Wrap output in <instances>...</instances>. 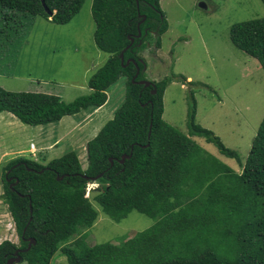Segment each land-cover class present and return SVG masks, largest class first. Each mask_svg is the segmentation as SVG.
<instances>
[{"label": "trees", "instance_id": "16d2710c", "mask_svg": "<svg viewBox=\"0 0 264 264\" xmlns=\"http://www.w3.org/2000/svg\"><path fill=\"white\" fill-rule=\"evenodd\" d=\"M84 1L44 0L51 16L41 0H0V12L6 22L43 17L67 24ZM91 12L95 45L109 55L88 81L91 92L65 102L53 94L0 87V113L30 126L57 123L104 106L108 89L120 78L126 80L123 103L87 142L86 168L74 150L45 165L19 157L4 167L1 200L19 245L1 242L0 264L26 249L30 238L35 244L20 251L19 264H51L59 256L67 264H264V118L242 171L234 172L190 138L202 137L241 163L238 152L195 122L194 99L187 113L189 135L163 119V95L171 78L152 82L155 94L151 86L133 82L137 68L135 81L145 80L146 62L139 53L148 47L149 37L160 48L168 29L159 0H93ZM139 14L146 15L145 22ZM145 29L156 36L145 35ZM229 37L264 71V16L232 25ZM123 51L124 65L133 59L127 66L121 64ZM124 154L130 157L121 164ZM89 183L98 184L90 196ZM94 204L115 222L136 211L155 223L119 243L90 245L87 230L99 215Z\"/></svg>", "mask_w": 264, "mask_h": 264}, {"label": "rangeland", "instance_id": "374dc122", "mask_svg": "<svg viewBox=\"0 0 264 264\" xmlns=\"http://www.w3.org/2000/svg\"><path fill=\"white\" fill-rule=\"evenodd\" d=\"M92 3L93 0H85L79 13L67 24H56L43 17L6 22L0 12V87L53 94L65 102L89 94V79L109 57L94 42ZM159 5L168 24L161 36V47L156 48L155 39L149 37L148 47L139 55L146 62L145 80L158 82L171 78L163 95L162 117L189 135L187 113L194 99L195 122L211 130L227 148L238 152L241 163L221 155L202 137L190 138L240 173L264 118V71L256 59L233 45L229 35L232 25L262 18L264 5L261 0H159ZM151 34L155 37L157 32ZM125 83L120 78L112 85L104 108L93 114L80 112L46 126L25 125L17 119L12 126L8 120L3 121L6 112L0 115V242L8 240L19 245L14 221L1 200L4 167L19 157L45 165L74 150L86 168L87 142L123 103ZM71 124L75 125L66 133ZM54 139L58 140L55 144ZM31 144L36 151H29ZM97 185L89 183L86 195H91L90 190ZM94 207L99 215L87 230L86 241L90 245L119 243L120 239H129L155 223L136 211L115 222L100 206ZM51 264L67 262L59 256Z\"/></svg>", "mask_w": 264, "mask_h": 264}, {"label": "water", "instance_id": "95a60500", "mask_svg": "<svg viewBox=\"0 0 264 264\" xmlns=\"http://www.w3.org/2000/svg\"><path fill=\"white\" fill-rule=\"evenodd\" d=\"M41 3H42V5L44 6L45 10H46V11L52 16V15L54 14V12L48 10V8H47L46 5H45L44 0H41ZM139 16H141V15L139 14ZM145 17H146V16L143 15V20L145 19ZM136 37H137V38H140V37H141V31H140V29H138V33H137ZM133 42H134V38L132 37V38H131V44H132ZM129 46H130V45H129ZM129 46H128L126 49H128ZM123 55H124V51L120 53L121 64H123V62H124ZM131 61H133V59H129V60H127V61H126V64H125V65L123 64V66H127ZM134 64L136 65L135 62H134ZM144 69H145V66H144ZM138 74H139V69L137 68V72H136V75H135L134 78H133V82H135V83H137V84H140V85H144L145 87H149V86H151V87H152V93L155 94V93L157 92V89H156V87H155V84H153L151 81H147V80H139V81H135V79H136V77L138 76ZM129 157H130V155H125V154H124V155L121 157V159L119 160V162L122 164V163H124V161H125L127 158H129ZM110 161H112V160L110 159ZM111 164H112V163H111ZM99 177H101V174L98 175V176H96V177H94V178H92V181H96ZM62 178H63V177H57L58 180H61ZM14 183H15V184H14ZM14 183L11 184V187H14V185H16V184L18 183V180H16ZM32 244H35L34 239H32V238L28 239V246H27V248L24 249V250H16L15 253H14V256L8 259L7 264H19V263H20V260H21V258H20V256H19L20 251H23V252L28 251V250L31 248Z\"/></svg>", "mask_w": 264, "mask_h": 264}, {"label": "crops", "instance_id": "0c3cea01", "mask_svg": "<svg viewBox=\"0 0 264 264\" xmlns=\"http://www.w3.org/2000/svg\"><path fill=\"white\" fill-rule=\"evenodd\" d=\"M104 108V106H102V107H100V108H98V109H96V110H94L93 112H92V114L93 113H95V112H97V111H101L102 109ZM2 113H0V115H1ZM88 116V115H87ZM16 118L13 116V115H11L10 113L8 114H6V116L4 117V119H3V121H6V120H8L9 121V123H11V124H13L12 126H14L15 125V123H14V120H15ZM76 124V123H75ZM75 124H71L66 130H65V132L67 133L69 130H70V128H72ZM66 133H64V135H66ZM58 140H56V139H54V141H53V144H55L56 142H57ZM43 148H46V147H42V149ZM41 149V150H42ZM35 151H36V147H35V149H34ZM34 150H31V149H29V151L30 152H34ZM1 229V228H0ZM2 238H1V236H0V240H1ZM1 243V242H0Z\"/></svg>", "mask_w": 264, "mask_h": 264}, {"label": "flooded vegetation", "instance_id": "af4514ba", "mask_svg": "<svg viewBox=\"0 0 264 264\" xmlns=\"http://www.w3.org/2000/svg\"><path fill=\"white\" fill-rule=\"evenodd\" d=\"M142 17H143V15H141ZM146 16V15H145ZM145 20H146V17H145V19L143 20V18H142V20H141V22L143 23V22H145ZM151 33V32H153L152 30H150V31H148L147 29H145V35L147 34V33ZM141 42V41H140ZM138 45H139V43H138ZM7 178V180L10 182L11 181V178H8V177H6ZM10 179V180H9ZM12 184V183H11Z\"/></svg>", "mask_w": 264, "mask_h": 264}, {"label": "built area", "instance_id": "2783aa9c", "mask_svg": "<svg viewBox=\"0 0 264 264\" xmlns=\"http://www.w3.org/2000/svg\"><path fill=\"white\" fill-rule=\"evenodd\" d=\"M30 149L34 150V145L33 144L30 145Z\"/></svg>", "mask_w": 264, "mask_h": 264}]
</instances>
